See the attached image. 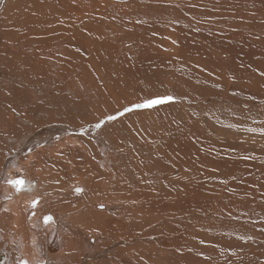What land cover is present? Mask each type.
I'll use <instances>...</instances> for the list:
<instances>
[{"label":"bare ground","instance_id":"1","mask_svg":"<svg viewBox=\"0 0 264 264\" xmlns=\"http://www.w3.org/2000/svg\"><path fill=\"white\" fill-rule=\"evenodd\" d=\"M171 22L175 35L193 36L204 50L198 54L188 48L192 53L187 62L206 68L209 74H215L216 68L222 72L227 89L224 95L242 87L260 88L258 100L245 103L243 95L221 102L225 107L213 103L214 91L195 98L211 110H230L223 117L230 124L229 133L224 134L237 146L235 151L243 153L246 147L261 145L264 138L250 142L251 127L246 126V131L245 123L231 121H248L250 115L264 120V0H0V264H142L139 254L145 259L143 264H207L212 258H222L221 264H237L231 251L235 256L236 252L249 253L244 247L251 248L254 243L235 241L245 240L251 233L256 240L263 234L264 212L255 199L256 204L246 200L245 193L256 192L249 190L248 184L258 186L257 191L264 195L259 179H255L263 164H255L258 172L249 180L244 176L251 169L247 161L244 165V157L235 154L236 169L230 162L217 161L200 150L185 127L175 129L166 143L150 150L146 140L138 139L139 131L132 134L128 128V112L119 113L133 102L124 99L105 109L93 75L74 84L70 79L80 75L79 67L84 66L81 77L87 73L85 64L94 66L93 74L101 75L107 47L121 67L123 54L136 52L133 44L142 41L146 30ZM147 50L163 59L185 55L184 49L170 40L141 51L146 55ZM149 60H145L148 65ZM112 74H107L110 80ZM152 96L141 91L138 102L162 95ZM157 108H166V103ZM149 109L146 112L154 107ZM158 123L162 125V121ZM213 131L218 128H209L204 134ZM156 151L162 159L156 157ZM228 151L233 153L234 147ZM202 162L212 165L211 171H201ZM14 181H23L19 190ZM174 181L183 183L178 184V195L181 188L192 186L194 200L190 202H196L177 211L188 219L176 228L163 223L160 217L167 209L158 205L160 196L174 195L167 190ZM197 198H205L206 205ZM218 214L223 216L222 222ZM244 220L251 224L243 225ZM164 227L177 236H156L151 245L147 236ZM216 229L222 241L209 245ZM213 249L226 255L213 253Z\"/></svg>","mask_w":264,"mask_h":264},{"label":"rangeland","instance_id":"2","mask_svg":"<svg viewBox=\"0 0 264 264\" xmlns=\"http://www.w3.org/2000/svg\"><path fill=\"white\" fill-rule=\"evenodd\" d=\"M144 1H146V0H144ZM245 4H246V2L243 5H245ZM168 25L169 26H165L163 28L158 27L157 30H154V31H151V32H150V30H146L143 33V35L145 34V36L142 35L141 37L140 36L135 37V39H138L140 37V40H142L140 42H137V44H135V43L133 44L134 47L136 46L135 49H136V52L138 54L136 52L134 54H130L129 53V55H128V53L123 54V56L121 57V60L123 61V63H122L123 66L121 65V67H120L119 61H118V59H116L117 58L116 54L114 53V51L111 50V48L107 47L106 53L104 52L105 55L107 56L106 57L104 55V57L106 58V61L104 62L105 71L102 70L103 72L101 71V75H98L97 72H95L93 74L94 70H92L91 68H93L94 66L89 64L88 67H87L86 64H85V67L87 68V73H84V75H82V77H81V72L83 71L82 68L84 66L83 67H79V71L78 72L80 73V75L76 76L75 80H73L72 78H70V79L72 80V82L74 84L75 81H78L77 79L82 81V80H85L84 77H86V79L88 80L90 75H93L94 77L92 78V80H94L96 82L95 79H97L96 85L98 86V88H101L103 102H104L101 105H103V107L105 109L108 108V107L109 108L112 107L113 105L117 104L120 100H124L125 99V100H128L129 102H133L134 104L130 105V108L128 106L126 111L121 109V110H119V113H120V115H124V114H127L126 112H128L129 116H127V120H126V124L129 126L128 128L130 129L132 134H135V132L137 133L139 131V133H137L138 134V139L140 138L141 140L142 139L146 140L144 143H147L150 146V148H149L150 150L155 148L159 143H161V144L166 143L169 135L172 134L173 131H175V129L177 130L180 127H185V131L188 134V136H191L193 138V140L195 142H197V144L201 147L200 150H203V151H205L207 153H210V155H212L213 158L216 159L217 161H219V162H220V160H222L223 162L227 161V162H230V163L235 165V163L232 161V160H234L235 154H238V153L240 154V156L238 158L244 157L245 164L244 163L243 164L246 166L247 163H248L249 167L251 169L250 173L247 174V176H244V177H247L249 180H251L253 178V175L258 172V170H255V169H258V168H255V167H258L255 164H261V165L263 164L262 166H264V142H262L261 145H259V146H253L252 149H250V148L248 149L246 147L245 149H247V150L245 152H243V153L238 152L237 150L235 151V148L237 146L230 144L229 139L226 137L227 131L229 133V130H228L229 127L228 126L230 124L227 122V119H225L226 118L225 115L228 116L227 113H229L230 110H226L225 111L224 110L225 108L220 109V110H211L207 106L206 102H199L198 100H196L195 97H196V95H200V94L203 95L207 91H214L215 92V96H212L213 103H217L218 105H220L222 107H225L223 104H221V102L222 103H226L224 100L232 101V100H235V99H237V98H239V97H241L243 95H245V97H243V98H246V101H244L245 103L247 101L258 100L259 98H257V95H258L257 94L258 93L257 89L259 87H257V89H253V88H249L248 89L246 87H242V90H240V91L230 90V92H229V95L231 93L230 96H227L228 94L224 95L223 92H225L227 90L225 88V86H223V82H225V80H224L225 78H223L224 75L222 74V72L219 71L218 68H216L217 70H216L215 74H209L207 72L206 68H204V67L199 68V67L193 65L192 63H189V62L186 61V59L189 58L188 55L189 54L191 55L192 52H195V53H198V54H200V52H204V50H202L201 47H199L200 46V44H199L200 42L198 40L196 41V39H194L193 36H191V37L189 36L188 37L186 35H183V33H181V35L179 34V36L175 35L174 33L177 30L175 29L174 24L171 22ZM158 29H159V31H158ZM184 39H186L187 42ZM152 40H153V44H151ZM161 40L166 41V42L168 40H170L171 43H173L175 45V47L177 45V47H179L180 49L181 48L184 49L185 55L186 54L187 55L186 56L184 55L185 58L184 57L177 58V56H175L176 54L173 55V56L172 55H170V56L167 55V56H164V59H163L162 55H161V57L158 56V55H154L151 51H148V50L145 51L146 55L143 54L142 51H143L145 46L146 47H150V46L154 47L155 44H157V42H159ZM154 41H156V42H154ZM177 42H179V43L182 42V43L179 44ZM190 43H192V44H190ZM183 45H184V47H183ZM188 45H189V47H188ZM203 45H205V44H203ZM205 46L208 47V45H205ZM188 48L192 52H189ZM129 56H131V57H129ZM145 57H146V59H144ZM151 58H152V60H151ZM171 58L173 60H171ZM147 59L148 60L150 59L149 60V65L147 64L148 63ZM145 60H146L147 63L145 62ZM159 60L162 61V62L160 63ZM174 61H176V63ZM144 63H146V64H144ZM148 66H149L150 69H148ZM155 67H156V69H155ZM109 68H111V69H109ZM168 68H169V70H167ZM159 70H162L163 72L162 71L160 72ZM109 71L111 72V74L113 73L111 75V80L109 78V75H107L109 73ZM167 71H169L170 73L167 72ZM192 71H194V72H192ZM176 73L177 74L180 73V75H179L180 77L178 75L176 76ZM203 73H205V74H203ZM259 73L260 72H257V74H259ZM142 75H144V76H142ZM156 75H158V76H156ZM168 75H169V77H168ZM216 75H218V76H216ZM96 76H98V77H96ZM99 76H101V77H99ZM175 76L178 77V78L175 79L176 78ZM173 78H174V80H173ZM112 79L115 80L116 83H115V81L113 82ZM105 81H107V82H105ZM169 81L170 82L172 81V83H170ZM167 83H169V85ZM214 83H217V84L215 85ZM157 84H158V89L156 88ZM165 84L167 85L166 87H165ZM105 85H107V86H109L111 88H109V90H107V86H105ZM162 85H164V86H162ZM192 85H193V87H192ZM188 86H190V87H188ZM203 86H205L206 88L204 89ZM174 87L176 89H174ZM182 87H185V88H182ZM202 87H203V89H202ZM146 88H148L149 90L147 89L148 90L147 91ZM162 88H164V89H162ZM196 88H199V90H195ZM170 89H173L174 92H173V90L171 92ZM185 89H187V90H185ZM207 89H209V90H207ZM253 90H256V92H252ZM108 91H110V92H108ZM141 91L149 94L150 96H152L153 94L155 96H157V97L162 95L160 98H163V96L167 97L166 93H170L171 94L170 97H172V93H173L174 96L176 95V98L173 96L171 100L165 101L164 103H166V108H157V106L162 104V103H160V104H156V105L153 106L154 109H157V110H155L156 112H154V109H153V111L146 112L147 109H149V108H145L144 109V108H136L135 107V105L143 103L142 100H141V102H138L140 100V98H141ZM198 91H199V93H198ZM217 91L218 92L221 91L222 95L218 94ZM177 92H180V93L176 94ZM151 93H153V94H151ZM156 93L158 95H156ZM160 93H163V94H160ZM177 97H178V99H177ZM216 97L219 98L221 101L218 100V99L216 101ZM153 107H150V108H153ZM95 109H97V111L99 110L98 107H95ZM158 109L160 111H158ZM172 109H174V110H172ZM149 110H152V109H149ZM133 111H135V112L136 111H140V112L139 113L137 112L135 114V112H133ZM169 111H171V113ZM179 111H181L180 112L181 115L178 114ZM220 111H223L224 114H222ZM129 112L131 114L132 113L133 114L131 115ZM141 112H143V115L141 114ZM151 113H152V115H151ZM177 114L179 116H177ZM214 114H216V115L214 116ZM130 115H131V117H130ZM144 115L146 117H144ZM132 116H133V118H132ZM229 116H232V114H229ZM214 117H216L217 119L214 118ZM223 117H225V118H223ZM107 119H104V120H107ZM128 119L129 120L132 119L131 120L132 122H130ZM104 120H103V122H104ZM158 120L162 121V125L163 126L165 125V127H163L162 125H158V124H160V123H158ZM231 122L236 124V125L239 124V123L240 124L245 123V130L246 131H247V127H248V129L251 127L250 132H248V138L250 139V142L253 141V140L256 141L257 138L258 139L264 138V126L262 125V124H264V120H259L258 118L253 117L252 115H250L248 121H244V119H241V118H234ZM193 123H196L198 125V127L194 128V126L192 125ZM123 127H125V126H123ZM123 127L121 128V135L123 134V136H125L126 135L125 128H123ZM214 127L218 128V131H213L215 133H209L210 136L209 135L205 136L204 131L208 130L209 128H214ZM172 128L174 130H172L170 132V129H172ZM142 129H146V130H142ZM142 131H144L143 132L144 135L141 136L140 133ZM224 132L226 134H224ZM144 137H146L147 139H145ZM150 137H152V138H150ZM225 139L226 140L228 139V140L226 141ZM133 140L136 141L137 139L133 138ZM131 145H134V144L132 143L129 146H131ZM129 146H127V148H129ZM230 146L234 147L233 153L228 151V148L230 149ZM132 147H133L132 149H134V146H132ZM165 148L168 149L169 147L168 148L165 147ZM170 148H172V147H170ZM161 151L164 152L163 149H161L160 152ZM216 151H219V152H216ZM158 153L156 151V154H157L156 157L157 158L160 157V159H162L160 154H158ZM255 160H257V161H255ZM246 161H247V163H246ZM236 167H237V165L234 166V169H236ZM202 168H204V169H206L208 171H211L212 165L208 164L207 162L206 163L202 162L201 165H200V170L201 171H202ZM259 170H260V174L257 173V175H255V179H257V180L259 179L260 182H258V185L262 186V188L264 189V169H262V170L259 169ZM234 176L236 177V175H234ZM231 179H233V178H231ZM236 179H238V178H236ZM249 180H247V182ZM239 183H241V181H239ZM178 184L181 185L183 183L181 181H179V182L174 181V182L169 183V185H168L169 188L167 187V190L169 189L168 191H171L170 193H174V195L171 196L172 198L171 197L169 198V197H165V196H160V201L161 202H160V204H158V205H161L162 207L167 209L165 212H163L164 216L160 217V218H162L164 220L163 223L169 222L167 225H169L170 227H173V228L179 227L178 223H180V222L184 221L185 223H187L186 219H188L185 214H176L177 211L185 209L186 207H184V206H186L187 204H191V203L195 204L196 203V202H190V200H194V197H192V186H190L188 188H181V194L178 195L177 194V192L179 190L178 189V187H179ZM246 185L248 186L247 188L249 190L252 189V188L254 190H256V192H254V193L251 192V190L250 191L245 190L246 196L248 197V198H246V200H248L250 202H254V199H255L257 201V203L261 206L262 211L264 212V195H261V193L259 191H257L258 186L256 187V186H253V185H250V186L248 184H246ZM172 188H174V189H172ZM164 198H168L169 201L164 200ZM197 201L200 202L201 205H206L205 198H197ZM140 203H142V200H140ZM254 204H256V203L254 202ZM121 205H123V204H119V206H121ZM119 209L124 210L126 208L125 207H119ZM210 211H213V209H211ZM139 218L141 219V217H139ZM218 219L221 222L224 220L223 216H221V214H218ZM242 224L243 225H250L251 221H245L244 220ZM260 231L263 232V234H261L260 238L256 239V240H259V241H262V242L256 241L253 233L249 234V236L247 238H245V240L242 239L243 241L241 239H239L240 241H235L236 243L239 242L241 245L244 244V242H246V241L248 242V240H253V243H254V244H252L253 247H251V248L244 247L245 250H247V249L250 250L249 253H241V252L239 253L238 252V254H237V252H236V256H235V251H233V250L231 251L232 254L230 255V257L234 261L236 260L235 262L237 264H259V263H264V238H263V236H264V226L260 229ZM217 232L218 231L216 229L214 231L213 235L211 236V238L213 240L210 241L209 245H211V244L213 245V244H216V243H221L222 238L217 235ZM161 235L167 236L169 238H171L172 236H177L176 234L172 233L169 228L164 227L163 229L162 228L155 229L154 232L149 234L146 239L150 242L151 245H153V242H155L154 238H156V236H161ZM236 240H238V239H236ZM245 245H246V243H245ZM216 247H218V246H216ZM212 252L213 253H219V254L224 255V256L226 255L225 251H221L219 249H216V250L213 249ZM239 254H240V256L237 257V255H239ZM244 254L249 256L250 258L243 257V256H245ZM251 254H253V255H251ZM139 256H140V259H142V261H143L142 264H143L145 262V259L142 256V254L141 255L139 254ZM233 256H235V257H233ZM240 257H242V258H240ZM222 261H224L222 258H212L211 261H207V264H221ZM227 264H228V262H227Z\"/></svg>","mask_w":264,"mask_h":264},{"label":"snow or ice","instance_id":"3","mask_svg":"<svg viewBox=\"0 0 264 264\" xmlns=\"http://www.w3.org/2000/svg\"><path fill=\"white\" fill-rule=\"evenodd\" d=\"M171 99H172V97H170V96L163 97V98H156V99H146L143 103L135 105V107H137V108H150V107H153L156 104L164 103L165 101H168V100H171ZM109 119H112V117H109ZM13 184L19 190L20 187L23 184V181H14ZM76 191L80 192L82 190L81 189H76Z\"/></svg>","mask_w":264,"mask_h":264}]
</instances>
